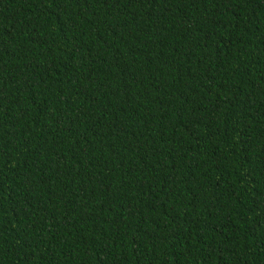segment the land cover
I'll use <instances>...</instances> for the list:
<instances>
[{
	"label": "trees",
	"instance_id": "obj_1",
	"mask_svg": "<svg viewBox=\"0 0 264 264\" xmlns=\"http://www.w3.org/2000/svg\"><path fill=\"white\" fill-rule=\"evenodd\" d=\"M0 264H264V0H0Z\"/></svg>",
	"mask_w": 264,
	"mask_h": 264
}]
</instances>
